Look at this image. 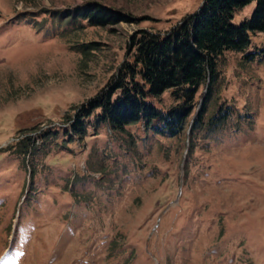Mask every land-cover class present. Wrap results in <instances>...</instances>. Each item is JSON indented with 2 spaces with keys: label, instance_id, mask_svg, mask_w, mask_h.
<instances>
[{
  "label": "rangeland",
  "instance_id": "374dc122",
  "mask_svg": "<svg viewBox=\"0 0 264 264\" xmlns=\"http://www.w3.org/2000/svg\"><path fill=\"white\" fill-rule=\"evenodd\" d=\"M201 2L0 0V264H264L263 32L221 55L193 131L206 84L178 136L142 121L115 132L97 112L84 132L69 127L134 32L165 31ZM88 4L128 21L69 15ZM148 99L176 103L169 91Z\"/></svg>",
  "mask_w": 264,
  "mask_h": 264
},
{
  "label": "trees",
  "instance_id": "16d2710c",
  "mask_svg": "<svg viewBox=\"0 0 264 264\" xmlns=\"http://www.w3.org/2000/svg\"><path fill=\"white\" fill-rule=\"evenodd\" d=\"M251 1L202 0L194 11L165 31L134 32L129 58L111 83L78 108L69 127L84 132V120L97 112L94 121L106 123L115 132L142 121L155 133L178 136L194 107L198 89L206 84L207 94L192 119L193 131L204 122L206 102L218 80L221 55L226 51L243 52L252 34L264 33V0H255L249 19L233 23L234 14ZM69 15L96 26L128 21L124 14L94 4L74 8ZM92 45L88 44V50L94 49ZM165 91L176 103L163 111L148 98L160 97Z\"/></svg>",
  "mask_w": 264,
  "mask_h": 264
}]
</instances>
